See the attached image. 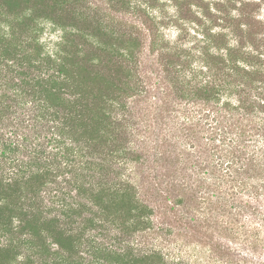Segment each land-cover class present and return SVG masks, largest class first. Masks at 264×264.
<instances>
[{"label": "trees", "instance_id": "16d2710c", "mask_svg": "<svg viewBox=\"0 0 264 264\" xmlns=\"http://www.w3.org/2000/svg\"><path fill=\"white\" fill-rule=\"evenodd\" d=\"M168 1L0 0V264H264V0Z\"/></svg>", "mask_w": 264, "mask_h": 264}, {"label": "rangeland", "instance_id": "374dc122", "mask_svg": "<svg viewBox=\"0 0 264 264\" xmlns=\"http://www.w3.org/2000/svg\"><path fill=\"white\" fill-rule=\"evenodd\" d=\"M88 2L89 7L97 13L98 16H102L105 11H110L111 14H120L119 12L123 9H126V6H123L117 3L118 0H86ZM140 2L142 7H147V11L151 14H160L162 13H170L173 11V7L168 0H132V2ZM240 0H229L225 2V0H188L187 7L189 6L188 11L190 13V18L186 20L185 31L187 32L185 36L186 42H191L193 40V36H195L198 32L201 31L202 28L211 27L214 29H220V24L222 23L220 20L214 22L211 20L213 15L221 16L223 11L224 13H229L231 16L237 13V8ZM248 1V0H242ZM86 2V3H87ZM219 3L223 4L220 5ZM264 4H261V7L258 11V14H263ZM218 9V10H217ZM132 10V9H131ZM220 10V11H219ZM187 12V13H188ZM134 17L133 13L128 12L126 17ZM200 23V24H199ZM197 24V25H196ZM200 26H199V25ZM40 27H42V32H40L39 41L44 45L46 49H52L54 44L60 39L61 30L58 27H54L46 20H40ZM71 29V28H70ZM166 36L173 40L177 34V30L175 27H171L168 30L165 29ZM142 106L141 104L138 107ZM137 107V108H138ZM131 165V164H128ZM264 196V194H262ZM258 197L257 201H254V204L257 206L259 211L264 212V197ZM243 220L249 221L251 220L248 216H243ZM259 222V221H258ZM251 222L253 225L259 228V237L264 242V223L263 222ZM138 238V237H137ZM136 238V240H137ZM135 239L131 238V241ZM134 241L136 243L137 241ZM202 255V254H201ZM219 264H223L222 261Z\"/></svg>", "mask_w": 264, "mask_h": 264}]
</instances>
